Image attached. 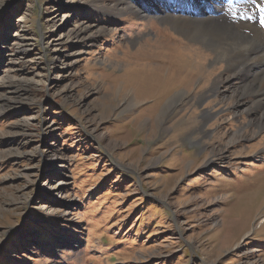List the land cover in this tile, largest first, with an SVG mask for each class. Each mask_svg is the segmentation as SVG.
<instances>
[{
    "label": "rangeland",
    "instance_id": "obj_1",
    "mask_svg": "<svg viewBox=\"0 0 264 264\" xmlns=\"http://www.w3.org/2000/svg\"><path fill=\"white\" fill-rule=\"evenodd\" d=\"M209 1L0 0V264H264V38L162 11Z\"/></svg>",
    "mask_w": 264,
    "mask_h": 264
},
{
    "label": "bare ground",
    "instance_id": "obj_2",
    "mask_svg": "<svg viewBox=\"0 0 264 264\" xmlns=\"http://www.w3.org/2000/svg\"><path fill=\"white\" fill-rule=\"evenodd\" d=\"M203 1H205V0H197L198 4H200ZM209 2L212 5L208 9H204L202 7L197 9L198 12L200 13L199 15L198 14L195 15V13L192 12L194 7L191 5V3L190 4L189 3L183 4V6L179 5L178 7L175 6L173 9H169V8L166 9L164 7L165 9L162 11L164 13V18L172 20L174 27L177 30H179L180 33L185 34L187 37L192 38V39L193 38H195V39L199 38V39H201V41H204L208 46L215 48V50H216L215 56L216 57L226 56L227 55L226 53L229 50V45L237 44L239 39L247 38V40L250 42H252V41L260 42L264 38V29L260 28L259 25L254 24V22H252V19L250 22H247L248 19H243L241 17H240L241 19L240 18L239 19L232 18V14L234 16L236 11L233 7H231V5L226 6L225 10H224L222 8L223 6H221V4H220L222 2V0H211ZM261 2H263V0H261ZM246 8H248V7L246 6ZM160 11H161V9H160ZM167 11L170 12V14H172L173 16L172 15L170 16L169 13L166 14ZM174 14H176V15H174ZM250 15L251 14H249V16ZM227 18H229V20L226 21ZM249 18H251V17H249ZM189 41H191V40H189ZM224 43H226V47H224ZM261 53H264V52H261ZM229 56L230 55H228V57ZM231 57L235 58L236 56L231 55ZM238 59H240V58H238ZM252 59H250V60L244 59L246 62L244 60H242V61H244V65H247V67L257 66L259 63H260V65H262L264 63V56L263 57L257 56L256 58L254 57L253 62L251 61ZM242 61L240 63H242ZM230 62L233 63L234 61H230ZM234 63H236V62H234ZM227 65H228V63H227ZM239 67L243 68L241 66H239ZM256 73H257V75L259 73L258 76L263 75L264 74V68H260L258 70V72H256ZM232 74H234V73H232ZM219 83H220V81L218 80L213 85L216 86V84H217V86H218ZM262 90H264V87ZM219 92L221 93V91H219ZM263 93H264V91H263ZM189 96L190 95L187 91L184 92V91L180 90V92H176L166 101V103L163 106H161L162 110H160L161 112H160L159 116L161 117L165 113L170 112L172 110V108L173 109L176 108V106L179 103H181L182 100H184L186 97H189Z\"/></svg>",
    "mask_w": 264,
    "mask_h": 264
}]
</instances>
